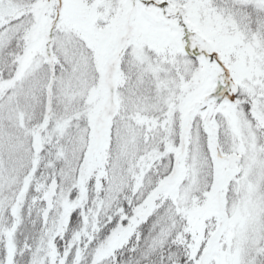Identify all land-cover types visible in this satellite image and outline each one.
<instances>
[{
    "label": "snow or ice",
    "instance_id": "obj_1",
    "mask_svg": "<svg viewBox=\"0 0 264 264\" xmlns=\"http://www.w3.org/2000/svg\"><path fill=\"white\" fill-rule=\"evenodd\" d=\"M0 264H264V0H0Z\"/></svg>",
    "mask_w": 264,
    "mask_h": 264
}]
</instances>
